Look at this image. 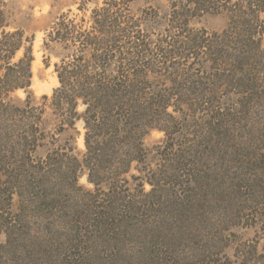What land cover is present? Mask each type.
Returning <instances> with one entry per match:
<instances>
[{"label": "trees", "instance_id": "trees-1", "mask_svg": "<svg viewBox=\"0 0 264 264\" xmlns=\"http://www.w3.org/2000/svg\"><path fill=\"white\" fill-rule=\"evenodd\" d=\"M92 1L88 20L80 0V19L62 12L46 29L45 43L62 53L58 84L41 101L30 90L33 35L0 3V246L30 235L38 216L83 247L149 230L194 241L181 264L199 251L193 264H233L231 228L264 232V0H167L148 26L134 0ZM210 12L227 14L220 31L193 25ZM78 120L81 157L63 135ZM152 129L164 138L147 147ZM82 171L92 189L79 183ZM155 205L154 218L138 219ZM169 252L151 253L172 264Z\"/></svg>", "mask_w": 264, "mask_h": 264}, {"label": "rangeland", "instance_id": "rangeland-1", "mask_svg": "<svg viewBox=\"0 0 264 264\" xmlns=\"http://www.w3.org/2000/svg\"><path fill=\"white\" fill-rule=\"evenodd\" d=\"M80 0H0L3 7L8 12L9 21L12 26L23 28L28 34L33 35L32 41V79L30 90L36 101H41V96L51 95L53 88L58 84L54 63L59 61L62 53V46L59 43H45V35L48 26L62 12H69L70 16H76L80 19L83 12L79 10L78 3ZM86 8L85 19L95 5L92 0H86L83 4ZM131 10L136 16L141 17L142 24L154 25L155 19L152 15L157 12L164 16L168 11L167 0H134L130 4ZM86 20V21H87ZM162 20V19H161ZM264 20V15H263ZM228 21L225 12L205 13L193 21L196 27H204L208 30L220 31ZM261 43L264 45V31L261 37ZM18 100H23L25 92L19 90L15 93ZM82 109V106H80ZM48 128L53 127V120L50 110L46 111ZM245 134L244 129L241 130ZM84 127L82 120L75 123L74 128L63 133L65 136H72L73 143L76 146L75 152L81 157L84 151L83 142ZM164 132L159 129H152L145 137L144 143L147 147H152L162 141ZM48 145H43L37 151L39 156L45 155ZM264 171V169H263ZM79 183L87 189H92L93 185L88 182L85 171L79 174ZM149 186H146L148 189ZM17 208V200H14L13 209ZM162 206L155 205L149 209L143 210L138 214V219L145 222L154 218ZM38 216L34 217L32 233L28 235L22 232L18 238L8 246H0V264H156L155 256L152 250H169L164 253L165 258L172 264H181L179 257L189 253L191 247L195 246L193 240H188V235L182 238L176 235H160L157 238L152 236V232L133 233L117 238L98 235L95 238L90 237L86 245L77 242L70 233L65 230H54L40 226ZM233 230L230 239L234 243L225 249L230 255H233V264H264V232L253 226L237 225L231 228ZM178 234V232L176 233ZM85 239V238H84ZM87 239V238H86ZM85 239V240H86ZM170 239L172 243H168ZM5 235L0 234V243H4ZM42 242V243H41ZM44 244V245H40ZM254 245H257V254L251 256ZM199 245H197L198 247ZM130 253L127 256L122 252ZM193 264L200 259V251L194 252ZM258 258L259 261L251 260ZM222 259V257H221ZM178 260V262H176ZM191 261V260H190Z\"/></svg>", "mask_w": 264, "mask_h": 264}]
</instances>
